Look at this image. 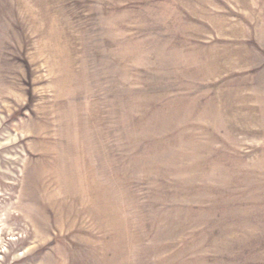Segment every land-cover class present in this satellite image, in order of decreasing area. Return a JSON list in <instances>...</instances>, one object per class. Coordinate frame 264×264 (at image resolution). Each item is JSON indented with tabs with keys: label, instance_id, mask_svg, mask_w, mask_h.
I'll return each mask as SVG.
<instances>
[{
	"label": "rangeland",
	"instance_id": "rangeland-1",
	"mask_svg": "<svg viewBox=\"0 0 264 264\" xmlns=\"http://www.w3.org/2000/svg\"><path fill=\"white\" fill-rule=\"evenodd\" d=\"M0 264H264V0H0Z\"/></svg>",
	"mask_w": 264,
	"mask_h": 264
}]
</instances>
